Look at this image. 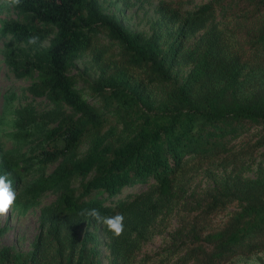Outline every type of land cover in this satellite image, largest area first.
I'll return each instance as SVG.
<instances>
[{
	"label": "trees",
	"instance_id": "16d2710c",
	"mask_svg": "<svg viewBox=\"0 0 264 264\" xmlns=\"http://www.w3.org/2000/svg\"><path fill=\"white\" fill-rule=\"evenodd\" d=\"M11 8L3 30L12 41L38 39L32 52L7 46L6 62L49 104L25 112L27 122H56L38 125L41 147L20 172L57 161L27 189L57 195L42 207L30 248L0 245V264H102L98 227L108 264H236L264 255V0H159L148 35L97 0ZM86 54L96 76L79 88L82 75L69 69ZM256 159L255 176H245ZM0 175L13 188L20 173L1 159ZM136 184L146 187L121 196ZM232 202L237 208L215 223ZM86 208L122 214V234L80 216ZM163 233L160 246L141 251Z\"/></svg>",
	"mask_w": 264,
	"mask_h": 264
},
{
	"label": "rangeland",
	"instance_id": "374dc122",
	"mask_svg": "<svg viewBox=\"0 0 264 264\" xmlns=\"http://www.w3.org/2000/svg\"><path fill=\"white\" fill-rule=\"evenodd\" d=\"M159 0H97L103 12L114 15L128 30L142 32L145 35L151 34L156 29L157 14L155 7ZM15 12L11 7L5 8L0 5V23L14 18ZM47 39L42 41L39 46H46ZM14 47L16 54L20 51L32 52V43L12 41L10 33L0 29V160L5 159L13 171L20 173L19 180L12 188L16 193V199L6 215H0V228L4 231L0 235V245H10L18 251H27L38 232L39 214L42 207L51 203L57 192L48 190L42 194L32 197L27 191L28 187L39 177L51 172L57 161L44 162L37 168L32 167L20 172L22 159L39 152L42 137L38 125L46 128L55 125V121H45L43 118H36L34 122H27L25 112H40L49 108V104L43 97H32L27 86L30 83L28 77H16L11 67L6 62V47ZM71 73L82 75L76 81L77 87H84L86 83L96 76L94 65L90 62V55H81L72 61L69 69ZM85 79V80H84ZM84 144L82 145V148ZM257 159L253 164H249L244 170V175L254 177L256 174ZM209 183L202 179V186ZM146 185H133L123 190L121 196L127 192H140ZM237 208V204L232 202L226 206L223 213L214 218V222H221L228 213ZM174 224V219L171 220ZM97 246L100 252L102 264L107 262L106 238L103 232L98 229ZM166 234L154 235L142 246L141 251H151L163 243ZM236 264H264V255L256 254L249 257H238Z\"/></svg>",
	"mask_w": 264,
	"mask_h": 264
},
{
	"label": "clouds",
	"instance_id": "9594fccd",
	"mask_svg": "<svg viewBox=\"0 0 264 264\" xmlns=\"http://www.w3.org/2000/svg\"><path fill=\"white\" fill-rule=\"evenodd\" d=\"M21 0H0V5L7 7L18 6ZM4 24L0 23V29H3ZM37 37L30 38V43H35ZM16 199V193L12 190L11 181L7 177L0 175V215H6ZM79 215L90 218L104 225L115 236H120L124 229V217L122 214H115L112 216L102 215L97 208L81 209Z\"/></svg>",
	"mask_w": 264,
	"mask_h": 264
}]
</instances>
